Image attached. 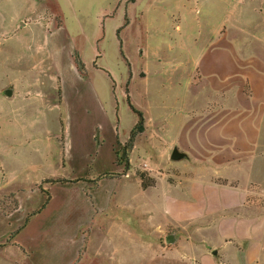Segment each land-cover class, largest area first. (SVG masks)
Wrapping results in <instances>:
<instances>
[{
  "label": "rangeland",
  "instance_id": "rangeland-1",
  "mask_svg": "<svg viewBox=\"0 0 264 264\" xmlns=\"http://www.w3.org/2000/svg\"><path fill=\"white\" fill-rule=\"evenodd\" d=\"M262 1L255 0L251 28L264 30ZM221 2L218 9L216 0H0V132L7 106L12 173L47 176L44 189L38 182L25 185L28 205L20 213L31 209L33 215L26 225L20 215L0 212V248L25 225L15 239L33 257L48 251L63 261L83 241L75 264L86 254L79 264H107L105 251L98 246L88 253L87 246L92 229L101 237L102 217L88 221L85 201L63 184L82 178L95 186L100 178L126 174L122 146L137 122L128 96L142 113L144 131L131 157L132 149L127 152L129 177L105 181L103 193L139 202L141 171L146 183L157 182L151 196L158 205L186 199L182 224L144 235L156 264H199L198 255L213 250L219 264H264V109L254 95L261 76L245 64L250 57L263 60L262 36L232 32L229 2ZM230 40L237 44L236 72H222L213 88L200 56L218 43L228 56ZM37 98L46 104L29 103ZM27 140H61L68 161L27 156ZM173 149L183 158L172 160ZM54 183L60 184L50 187ZM14 195L0 202L5 214L17 208ZM141 211L147 222L156 218ZM224 234L231 247L222 252ZM167 235L174 238L170 244ZM5 256L0 252V264Z\"/></svg>",
  "mask_w": 264,
  "mask_h": 264
},
{
  "label": "crops",
  "instance_id": "crops-1",
  "mask_svg": "<svg viewBox=\"0 0 264 264\" xmlns=\"http://www.w3.org/2000/svg\"><path fill=\"white\" fill-rule=\"evenodd\" d=\"M135 1V0H134ZM217 6L219 9L220 4L222 3V0H216ZM229 2V12H228V25L232 32L234 33H244V34H261L262 37L261 43H262V55L264 57V30L260 29L259 26H256L255 28H251L250 24L254 23L256 12H255V0H228ZM261 10H264V0L262 1ZM185 11L182 10V14H184ZM187 18V14L184 15ZM22 27L27 26V23H20ZM19 25V26H20ZM218 31H221V20H219L217 25ZM18 33V30H13L12 34L16 35ZM220 33V32H219ZM228 56L226 53H223V57L221 55V50L219 48V43L217 44V47L213 45L212 47H209L208 50L204 49L203 53L201 54L200 58L203 60L201 62L200 70L204 76V79L208 81H212V87L215 88L216 81H220L223 77H221V73L224 72L225 74L228 73L229 75L234 74L236 72V49L237 44L236 41H229L228 43ZM227 56V57H226ZM218 59V60H217ZM220 59H224L223 61H220ZM263 60L256 59L254 57L248 58L245 62L247 66H250L248 69L254 72H260V84L259 87L254 88V95L259 96L261 98L260 106L264 109V58ZM200 60V61H201ZM217 60V61H216ZM200 79H203L200 78ZM256 81V80H255ZM189 86V85H188ZM187 86V87H188ZM220 85H217V88L219 89ZM188 90V88L186 89ZM256 90L258 92H256ZM7 91V90H6ZM5 91V92H6ZM157 93L156 97L159 96ZM6 97H10V95H6ZM162 97V96H161ZM160 100L163 101V98ZM166 104H168V99L164 101ZM31 105H45L44 98H37L36 100L29 101ZM163 104V103H162ZM11 107V105H10ZM262 109V111H263ZM167 110V109H165ZM7 106L4 111V125L1 127L3 132H0L1 135H4V140L0 139V202L6 201L8 195L14 193V198L16 200L17 208L16 210L5 214L3 212V207L0 205V212L4 214L7 218H11L14 215H20L19 217L24 220L25 225L29 222L30 218L33 215L28 214V212H31V209H24L22 213L20 211L23 208H27L28 205V197L26 196L25 185L30 184L29 186H37L36 183L44 189V186L47 187L46 184H42L44 180L47 178V176H43L40 180V176H33L32 174L29 175L27 173H12V166L10 165V153L12 151L13 146V140H6V129H7ZM64 144L66 143V138L63 140ZM43 143V144H42ZM125 142L119 143L120 145H124ZM27 156L30 155L31 158H37L41 162L45 161H54L57 159L58 164H63L68 161L67 156H69V153H65V147L61 148V140H27ZM44 144L46 147H44ZM137 146V140L134 141V145L132 147V150L130 151V157L131 154L135 151ZM29 159V158H27ZM128 172V171H127ZM121 175L119 178H100L97 181V184L95 186L92 185L90 180H84L82 178H76L68 180L70 182H66L63 185L72 186L76 189L78 198L83 199L87 205V220L92 221L94 218H97L98 216H101V225L102 231H101V237L95 238L94 233L95 230L92 229L91 235L89 237L88 241V253L90 250L99 248L104 253L106 252L107 257V264H156V254L153 251V256L149 253V240L147 241L144 239V235H148L151 233H154L155 229L157 228H169L172 225H180L182 224V218L183 213L185 210V204L186 199L182 200L181 198H173L172 202L168 203L167 201L163 200L160 202V205H158L157 201H155V196H151V194L155 191L157 188V182L155 183V186H150L147 188L142 187L141 180L136 176V188L137 191L140 193V201L134 203V200L125 199V200H119L116 201L117 197L115 194L109 193L107 195V198L105 196L104 191V182L105 181H119L122 179H126L125 175H129V173ZM127 175V176H128ZM129 177V176H128ZM56 184L60 183H54L50 187H53ZM39 186V190L41 191V188ZM145 190L149 191L148 195L144 192ZM30 193V192H29ZM219 193V192H218ZM31 194V193H30ZM104 194V196H103ZM29 195V194H28ZM147 195V196H146ZM143 196H146L143 198ZM115 199L113 200L112 199ZM51 199V198H50ZM112 199V200H111ZM223 200H225L223 198ZM215 201V199H214ZM50 200L48 201V203ZM235 202V201H234ZM236 202L239 203V199H236ZM48 203L45 204L44 201V208L41 210L43 211L46 206H48ZM216 205L221 206L222 204V197L220 198V195H217L216 199ZM1 204V203H0ZM132 204V205H130ZM113 205L115 209H119V212L114 213V215H111V213L108 211L107 206ZM142 209L148 210L149 213H146V216H152V211L155 213L156 218L154 217L153 220H150V222H147V220L143 219L144 215L142 214ZM37 210L33 211L34 213ZM40 211V212H41ZM32 212V213H33ZM39 212V213H40ZM137 212V213H135ZM31 213V214H32ZM38 213H35L36 215ZM124 214L126 217H121V215ZM138 217H136V215ZM141 216V217H139ZM123 218V219H121ZM136 222V226H135ZM24 225V226H25ZM23 226V228H24ZM98 226V225H97ZM94 227V225H93ZM18 228V233L21 231V228ZM17 233V234H18ZM15 235V237L17 236ZM11 241L10 244H6L5 247L0 248V252L2 254H5V262L4 264H75L78 260V252L80 247H82V243H76L73 244L72 248L70 249L68 255L66 258L63 259V261L59 260L60 257H58L55 253H50L48 251L42 252L38 257H33L32 254L27 251V249L21 247L17 242L16 239ZM229 240V239H228ZM219 241L222 242L224 251L225 245H228L226 247H231L230 241H227L225 238V234L221 235L219 238ZM16 243L18 246L14 247L13 244ZM99 243V244H98ZM229 243V244H228ZM233 245V248H235V245ZM151 250V249H150ZM209 251V252H201L199 257V264H219L218 261V252L215 256L216 252ZM148 253V254H147ZM93 257H96L97 254L92 253ZM235 254V253H234ZM89 254H86L88 256ZM91 255V254H90ZM89 255V256H90ZM85 255L80 258L78 261L79 263H82L86 257ZM104 256V255H103ZM34 258L32 262H30V259ZM230 262V260H228Z\"/></svg>",
  "mask_w": 264,
  "mask_h": 264
},
{
  "label": "trees",
  "instance_id": "trees-1",
  "mask_svg": "<svg viewBox=\"0 0 264 264\" xmlns=\"http://www.w3.org/2000/svg\"><path fill=\"white\" fill-rule=\"evenodd\" d=\"M126 20V18H125ZM125 25H127V21L125 22ZM124 27V26H123ZM123 27H120L117 29L116 31V36H117V39L119 40V43L121 44L120 42V38H119V32L121 31V29ZM98 58V57H97ZM127 102H128V106H129V109L134 113L136 114L137 116V122L135 124V126L132 128V130L130 131V134H129V138L127 140V142L125 143L124 146H122L123 148V155L125 153V156L123 157L124 161L125 162V166H124V172H127L129 170V161H128V155H127V152H129L132 147H133V144H134V141H135V137H137V135H139L140 133H142L144 131V121H143V116H142V113L138 110H136L128 101V96H127ZM119 144V143H118ZM125 149V150H124ZM125 151V152H124ZM115 156L117 158V152H115ZM136 175L137 177L141 180V183H142V187L143 188H147V187H150L152 184H153V181H151L150 183H146L145 182V176L146 174L144 172H141V171H136ZM49 200V196L47 195V198H46V202ZM44 205L42 206L41 209H43ZM39 211V210H38Z\"/></svg>",
  "mask_w": 264,
  "mask_h": 264
},
{
  "label": "water",
  "instance_id": "water-1",
  "mask_svg": "<svg viewBox=\"0 0 264 264\" xmlns=\"http://www.w3.org/2000/svg\"><path fill=\"white\" fill-rule=\"evenodd\" d=\"M5 94H6V95H10L11 93H10L9 90H7V91L5 92ZM170 158H171L172 160H174V161H176V160H180V159L183 158V154L180 153L177 149H173L172 152H171ZM173 241H174V238H173L172 235H167V236H166V238H165V242H166V243H169V244H170V243H172ZM213 253H215V252H213Z\"/></svg>",
  "mask_w": 264,
  "mask_h": 264
}]
</instances>
